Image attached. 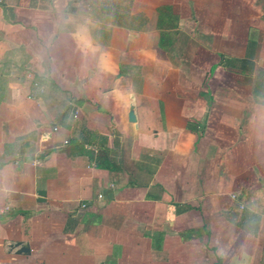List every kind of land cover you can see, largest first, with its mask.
Here are the masks:
<instances>
[{"label": "crops", "instance_id": "1", "mask_svg": "<svg viewBox=\"0 0 264 264\" xmlns=\"http://www.w3.org/2000/svg\"><path fill=\"white\" fill-rule=\"evenodd\" d=\"M0 228V264H264V0H0Z\"/></svg>", "mask_w": 264, "mask_h": 264}, {"label": "water", "instance_id": "2", "mask_svg": "<svg viewBox=\"0 0 264 264\" xmlns=\"http://www.w3.org/2000/svg\"><path fill=\"white\" fill-rule=\"evenodd\" d=\"M128 120L131 123H134L136 121V118H135V115L133 113V110H130V112L128 114ZM38 193H39V196H42V197L44 196V192L43 191L38 192ZM18 245H20V244H18ZM18 253L19 254H21V253L22 254H28L29 253V247L27 245L21 246V248H20Z\"/></svg>", "mask_w": 264, "mask_h": 264}, {"label": "rangeland", "instance_id": "3", "mask_svg": "<svg viewBox=\"0 0 264 264\" xmlns=\"http://www.w3.org/2000/svg\"><path fill=\"white\" fill-rule=\"evenodd\" d=\"M225 66H226V68H228L227 67V62H225ZM243 78H245V75H244ZM11 210L14 211V209H11ZM15 212H16V215H17L18 211H15ZM259 220H262V219H259ZM6 234H7L6 229L5 228H0V235L5 236ZM2 239H4V238H2Z\"/></svg>", "mask_w": 264, "mask_h": 264}, {"label": "built area", "instance_id": "4", "mask_svg": "<svg viewBox=\"0 0 264 264\" xmlns=\"http://www.w3.org/2000/svg\"><path fill=\"white\" fill-rule=\"evenodd\" d=\"M57 129L56 128H54V131H56ZM64 144H67V141H65L64 142ZM101 197V195H99V198ZM233 198H234V196H233ZM83 208H85L86 207V205L84 204L83 206H82Z\"/></svg>", "mask_w": 264, "mask_h": 264}]
</instances>
